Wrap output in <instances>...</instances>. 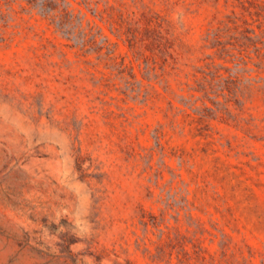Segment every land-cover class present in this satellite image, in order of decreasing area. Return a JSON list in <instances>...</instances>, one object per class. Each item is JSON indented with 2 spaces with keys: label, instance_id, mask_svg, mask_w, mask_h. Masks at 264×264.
<instances>
[{
  "label": "rangeland",
  "instance_id": "374dc122",
  "mask_svg": "<svg viewBox=\"0 0 264 264\" xmlns=\"http://www.w3.org/2000/svg\"><path fill=\"white\" fill-rule=\"evenodd\" d=\"M43 7L0 0V264H264V0Z\"/></svg>",
  "mask_w": 264,
  "mask_h": 264
},
{
  "label": "trees",
  "instance_id": "16d2710c",
  "mask_svg": "<svg viewBox=\"0 0 264 264\" xmlns=\"http://www.w3.org/2000/svg\"><path fill=\"white\" fill-rule=\"evenodd\" d=\"M45 1L53 2L54 0H28V2L31 3V4H33V5H38V4H40V6H41L42 8H44L43 6H44V2H45ZM56 4H57V2H56ZM56 8H57V7H50L49 10H53V11H55ZM63 9H64V8H63ZM43 10H44V9H42L41 11L43 12Z\"/></svg>",
  "mask_w": 264,
  "mask_h": 264
}]
</instances>
